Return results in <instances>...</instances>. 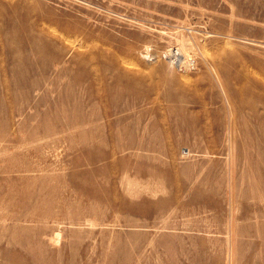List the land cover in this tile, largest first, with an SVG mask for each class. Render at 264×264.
<instances>
[{
    "label": "rangeland",
    "instance_id": "obj_1",
    "mask_svg": "<svg viewBox=\"0 0 264 264\" xmlns=\"http://www.w3.org/2000/svg\"><path fill=\"white\" fill-rule=\"evenodd\" d=\"M0 264H264V0H0Z\"/></svg>",
    "mask_w": 264,
    "mask_h": 264
},
{
    "label": "bare ground",
    "instance_id": "obj_2",
    "mask_svg": "<svg viewBox=\"0 0 264 264\" xmlns=\"http://www.w3.org/2000/svg\"><path fill=\"white\" fill-rule=\"evenodd\" d=\"M79 41V40H78ZM191 41V40H190ZM180 45H181V47H182V49L184 50V51H187V39H185L184 37H182L181 39H180ZM182 50V51H183ZM150 56V55H149ZM132 59V58H131ZM191 59V58H190ZM123 60H125V57H124V59ZM125 61H127V60H125ZM186 61V60H185ZM184 61V62H185ZM192 61V60H191ZM190 61V62H191ZM127 62H130V61H127ZM132 62H133V60H132ZM131 63V62H130ZM134 63V62H133ZM132 63V64H133ZM128 64V63H127ZM135 64H137V63H135ZM134 64V65H135ZM184 66H185V64H188V62H186L185 64L184 63H182ZM191 65H193V64H191ZM188 67H189V64H188ZM88 222V221H87ZM57 238V237H56Z\"/></svg>",
    "mask_w": 264,
    "mask_h": 264
}]
</instances>
